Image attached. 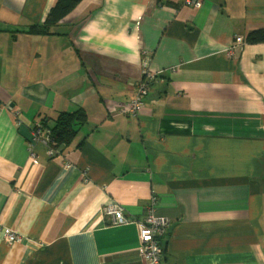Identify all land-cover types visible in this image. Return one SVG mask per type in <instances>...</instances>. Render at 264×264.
<instances>
[{
	"label": "crops",
	"instance_id": "crops-1",
	"mask_svg": "<svg viewBox=\"0 0 264 264\" xmlns=\"http://www.w3.org/2000/svg\"><path fill=\"white\" fill-rule=\"evenodd\" d=\"M58 1L0 0V264H142L150 210L170 220L162 264H264V43L246 40L264 0H81L31 31ZM78 109L87 122L48 154L34 126Z\"/></svg>",
	"mask_w": 264,
	"mask_h": 264
},
{
	"label": "built area",
	"instance_id": "built-area-1",
	"mask_svg": "<svg viewBox=\"0 0 264 264\" xmlns=\"http://www.w3.org/2000/svg\"><path fill=\"white\" fill-rule=\"evenodd\" d=\"M182 2V4L191 6L194 8H200L203 5V0H176ZM244 43V38L241 36L236 37V44L230 49V52H234L240 44ZM143 77L136 83L137 91L133 99L127 102L122 111L128 115L132 116L137 112L141 111L145 104V97L149 93L150 80L153 75L149 71V59L143 63ZM41 125V124H37ZM35 131V129H34ZM33 131V133H34ZM40 132V129L39 131ZM42 136V133L36 134L34 139L37 140L41 137L44 143H49L50 134ZM48 137V138H47ZM59 153V149L55 150L51 146H48V154L54 156ZM116 202V203H115ZM117 201L105 204L104 213L108 215L114 224H126L128 223V218L124 214V209H122ZM140 239V260L142 264H162V247L160 244V237L165 233L167 228L170 226V220L165 216H157L153 212H150L146 218L137 221ZM5 239L22 244L23 238L17 232L11 228L5 229Z\"/></svg>",
	"mask_w": 264,
	"mask_h": 264
},
{
	"label": "trees",
	"instance_id": "trees-1",
	"mask_svg": "<svg viewBox=\"0 0 264 264\" xmlns=\"http://www.w3.org/2000/svg\"><path fill=\"white\" fill-rule=\"evenodd\" d=\"M81 0H59L50 10L44 23L33 24L31 31L39 34H53L52 28L57 25L65 16H67ZM204 1V0H203ZM177 5L174 0H164V4ZM250 44L264 43V28L255 29L246 37ZM150 89V87H149ZM149 94V93H148ZM148 96V95H147ZM87 122V114L83 109L72 112H62L57 118V124L52 128L54 146L70 144L81 126ZM45 124V122L43 123Z\"/></svg>",
	"mask_w": 264,
	"mask_h": 264
},
{
	"label": "rangeland",
	"instance_id": "rangeland-1",
	"mask_svg": "<svg viewBox=\"0 0 264 264\" xmlns=\"http://www.w3.org/2000/svg\"><path fill=\"white\" fill-rule=\"evenodd\" d=\"M157 1H159V0H157ZM178 4H180V3H178ZM45 22V21H44ZM44 22H42V23H44ZM54 27V26H53ZM54 30H53V28H52V32H53ZM54 33V32H53ZM60 33V32H59ZM151 81V80H150ZM151 86V85H150ZM149 86V87H150ZM133 99V98H132ZM131 99V100H132ZM130 100V101H131ZM129 102V101H128ZM37 124H41V125H37ZM35 126H34V128H33V131H34V129H35V131H34V133H33V136H35L36 134H40V133H42V136L43 137H46L45 135L47 134V132H48V134H50L51 136H50V138H48L49 139V143H46L47 144V146H51L52 148H54L55 150H58V147H55L53 144H54V138H53V131H52V128H50V127H48V126H45V124H43V122H40V123H37ZM39 129H40V132H38L39 131ZM43 137H41V138H39V139H37L36 141L38 142H40V141H42V140H44V138ZM59 153H60V150H59ZM114 202V201H113ZM118 202V201H117ZM116 203V202H115ZM120 205V207L122 208V209H124V214H125V208L123 207V205L120 203V202H118ZM155 203H156V200L154 199L153 200V205H155ZM150 212H153L154 213V210H150L149 212H148V214L144 217V218H146L148 215H149V213ZM155 214V213H154ZM156 215V214H155ZM158 216V215H157ZM143 219V218H142ZM166 232V231H165ZM165 234V233H164ZM14 243V242H13ZM16 244H18V243H16Z\"/></svg>",
	"mask_w": 264,
	"mask_h": 264
},
{
	"label": "bare ground",
	"instance_id": "bare-ground-1",
	"mask_svg": "<svg viewBox=\"0 0 264 264\" xmlns=\"http://www.w3.org/2000/svg\"><path fill=\"white\" fill-rule=\"evenodd\" d=\"M174 1H176V0H174ZM177 3H180L179 1H176ZM181 4V3H180ZM244 41H245V39H244ZM147 97H145V99H146ZM145 106V105H144ZM144 106H143V108H142V110L141 111H139V112H137L136 114H133L132 116H138L142 111H143V109H144ZM128 116V115H127Z\"/></svg>",
	"mask_w": 264,
	"mask_h": 264
},
{
	"label": "water",
	"instance_id": "water-1",
	"mask_svg": "<svg viewBox=\"0 0 264 264\" xmlns=\"http://www.w3.org/2000/svg\"><path fill=\"white\" fill-rule=\"evenodd\" d=\"M140 170V169H139ZM141 170H144V169H141Z\"/></svg>",
	"mask_w": 264,
	"mask_h": 264
}]
</instances>
